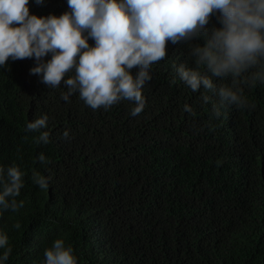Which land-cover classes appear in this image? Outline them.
<instances>
[{
  "label": "trees",
  "instance_id": "obj_1",
  "mask_svg": "<svg viewBox=\"0 0 264 264\" xmlns=\"http://www.w3.org/2000/svg\"><path fill=\"white\" fill-rule=\"evenodd\" d=\"M28 6L41 17L70 11L67 0ZM220 26L214 15L207 28ZM191 46L167 45L135 117L126 100L108 110H93L78 93L63 100L66 85L48 88L31 74L35 58L0 68V166L25 174L24 207L0 214L12 249L2 264H44L57 238L78 264H264V83L240 84L247 106L226 105L216 118L219 96L193 92L175 70L195 67ZM211 78L217 90L232 86L230 77ZM45 115L49 143L37 144L39 133L26 126ZM33 172L49 178L47 190Z\"/></svg>",
  "mask_w": 264,
  "mask_h": 264
},
{
  "label": "clouds",
  "instance_id": "obj_2",
  "mask_svg": "<svg viewBox=\"0 0 264 264\" xmlns=\"http://www.w3.org/2000/svg\"><path fill=\"white\" fill-rule=\"evenodd\" d=\"M28 5L29 0H0V68L9 59L35 58L31 74L41 76L48 88L66 85L65 101L78 93L93 110H108L126 100L135 104L130 114L139 115L145 107L143 86L152 79L150 68L166 58L169 43L192 44L195 67L181 64L175 70L193 92L203 88L219 96V104H212L216 118L226 105L247 106L240 84L264 83V0H67L70 11L45 17L30 14ZM214 15L221 26L208 30ZM201 37L203 46L192 43ZM258 65L259 71L241 79ZM133 69H138L135 75ZM211 77H230L232 86L217 90ZM209 100L203 96L205 103ZM184 111L193 112L187 104ZM47 123L46 115L27 123V132L39 133L33 137L37 144L49 143V132L41 131ZM68 136L65 131L63 138ZM38 160L48 163L43 153ZM24 175L16 165L0 166V214L24 207L23 200L17 201ZM48 179L32 174L42 190L48 189ZM8 245L9 237L0 233V249H5L0 264L11 254ZM44 257V264H78L62 238L44 250Z\"/></svg>",
  "mask_w": 264,
  "mask_h": 264
}]
</instances>
